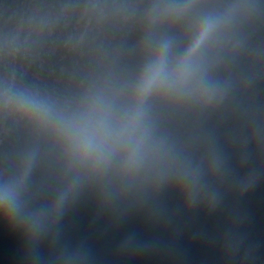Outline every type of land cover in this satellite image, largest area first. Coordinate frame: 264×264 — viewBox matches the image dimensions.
<instances>
[{
	"label": "water",
	"instance_id": "water-1",
	"mask_svg": "<svg viewBox=\"0 0 264 264\" xmlns=\"http://www.w3.org/2000/svg\"><path fill=\"white\" fill-rule=\"evenodd\" d=\"M226 0H0V264H197Z\"/></svg>",
	"mask_w": 264,
	"mask_h": 264
}]
</instances>
